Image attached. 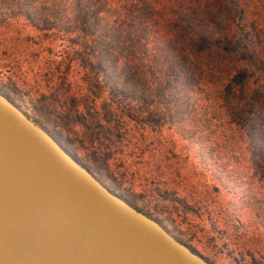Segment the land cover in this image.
Returning <instances> with one entry per match:
<instances>
[{
    "label": "rangeland",
    "instance_id": "obj_1",
    "mask_svg": "<svg viewBox=\"0 0 264 264\" xmlns=\"http://www.w3.org/2000/svg\"><path fill=\"white\" fill-rule=\"evenodd\" d=\"M29 1L0 0V92L111 191L210 263L264 264V165L256 172L210 156L212 140L170 128L161 101L130 97L146 89L128 82L132 74L118 68L113 81L106 73L114 37L88 40L71 32L74 20L63 8ZM239 52L249 79L261 84L264 68Z\"/></svg>",
    "mask_w": 264,
    "mask_h": 264
},
{
    "label": "trees",
    "instance_id": "obj_2",
    "mask_svg": "<svg viewBox=\"0 0 264 264\" xmlns=\"http://www.w3.org/2000/svg\"><path fill=\"white\" fill-rule=\"evenodd\" d=\"M29 2L63 8L74 20L71 32L80 29L88 40L114 37L117 50L104 55L105 70L114 81L120 68L132 74L129 83L146 88L143 93L131 92L133 100L161 101L159 106L171 114L170 128L212 140L210 147H204L216 160L224 158L228 164L242 163L261 172L264 76L261 84L250 80L239 51L264 68V0ZM223 44L235 47L236 54L228 53ZM105 46L109 51L110 45Z\"/></svg>",
    "mask_w": 264,
    "mask_h": 264
},
{
    "label": "water",
    "instance_id": "obj_3",
    "mask_svg": "<svg viewBox=\"0 0 264 264\" xmlns=\"http://www.w3.org/2000/svg\"><path fill=\"white\" fill-rule=\"evenodd\" d=\"M0 264H211L0 92Z\"/></svg>",
    "mask_w": 264,
    "mask_h": 264
},
{
    "label": "flooded vegetation",
    "instance_id": "obj_4",
    "mask_svg": "<svg viewBox=\"0 0 264 264\" xmlns=\"http://www.w3.org/2000/svg\"><path fill=\"white\" fill-rule=\"evenodd\" d=\"M137 209V208H136ZM159 224H160V222L159 221H157ZM161 225V224H160ZM175 239H177L178 241H180L181 243H183V244H185V245H187L190 249H192L194 252H196L192 247H191V245H190V243L189 242H185L183 239H181L180 237H177L175 234L173 235V230H171V229H169L167 226H165V225H162ZM197 253V252H196ZM199 254V253H198ZM199 255H201L206 261H208L206 258H205V256H203L202 254H199ZM209 262V261H208ZM210 263V262H209ZM212 264V263H211Z\"/></svg>",
    "mask_w": 264,
    "mask_h": 264
}]
</instances>
